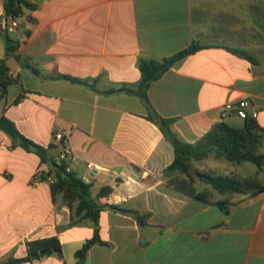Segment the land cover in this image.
Masks as SVG:
<instances>
[{"label": "crops", "instance_id": "crops-1", "mask_svg": "<svg viewBox=\"0 0 264 264\" xmlns=\"http://www.w3.org/2000/svg\"><path fill=\"white\" fill-rule=\"evenodd\" d=\"M26 1L37 9L16 20L8 34L16 48L8 56L0 36V60L16 80L0 99V115L34 143L53 145L55 156L61 146L54 135H67L68 170L92 184L97 204L145 217L141 224L133 213L104 208L98 225H69L74 209L61 193L53 200L48 164L0 130V264L51 237L62 256L22 264H77L75 253L96 229L105 244L91 247L83 264H264V192L222 196L195 181L197 191L211 194L202 200L177 189L164 175L174 147L145 118L140 98L106 93L139 82V57L160 60L197 42L207 47L151 83L153 109L174 119L172 131L190 144L223 120L242 127L234 112L220 110L243 100L264 128V0ZM227 47L248 52L255 63ZM60 75L88 79L94 88ZM256 172L261 180L264 172ZM228 173L235 174L232 165ZM103 187L113 190L97 199Z\"/></svg>", "mask_w": 264, "mask_h": 264}, {"label": "trees", "instance_id": "trees-1", "mask_svg": "<svg viewBox=\"0 0 264 264\" xmlns=\"http://www.w3.org/2000/svg\"><path fill=\"white\" fill-rule=\"evenodd\" d=\"M35 9H37V6L26 0H4V13L0 17V36L6 37L7 56L14 52L16 46L3 28L2 21L10 23L11 21L19 19L25 10L32 11ZM205 47L207 46L193 42L187 48L160 60L150 57H139L137 62L141 74L139 82L134 86L124 84L120 88L109 90L106 93L123 92L140 98L146 107L147 112L145 118L156 124L166 139H168L174 147V161L165 169L164 175L168 182L177 189L196 198L208 200L211 198V194L208 191H197L194 187L195 181H202L222 196L248 195L254 197L264 192V183L256 182L254 179L253 181H251V179L241 180L235 176H220L202 172H192L191 163L213 156L215 159L223 160L235 166L249 163L256 168L257 174L264 172V152H259L263 143L261 136L264 135V128L258 124L255 118L252 116L245 118L242 127H234L223 120L213 125L199 141L190 144L179 140L171 129V124L174 119L163 118L159 115L153 109L148 97V90L152 82L160 79L176 63L185 57L195 54ZM226 49L255 63V59L244 50L228 47ZM59 78L94 88V82L91 84L88 79H80L65 75H60ZM15 82L16 80L9 76L5 61L0 60V99L5 97L7 87ZM19 100L20 98H18L15 103H18ZM0 130L7 134L17 145L39 156L41 163L48 164L49 170L46 175L54 177L53 183L51 184L53 200H55L58 193H61L64 202L71 209H74L69 225L74 226L84 220H90L95 225H98L100 212L104 208L119 210L125 213H133L137 220L143 224L142 220L145 216H141L136 212L125 210L114 205L97 204L96 200L91 196L92 184L85 182L83 179L76 176L75 173L69 171L67 161H59L57 158L58 156L51 154L50 149L53 148V145L44 147L34 143L21 134L15 123L4 115H0ZM176 171L184 174L186 178L174 175ZM42 177H45L44 174H42ZM112 190L111 187H103L96 198L106 197ZM217 204L221 210L226 213L228 212L227 206L223 203L219 202ZM96 244H105L100 240L97 229L95 230L93 238L87 240L82 248L75 253L77 264L84 263L88 251ZM27 247L28 255L26 257L10 258L7 262L2 264H22L34 259H40L39 253L45 250H49L48 255L57 253L62 256L61 246L56 237L31 241L28 243ZM52 248H55V250L52 251Z\"/></svg>", "mask_w": 264, "mask_h": 264}, {"label": "rangeland", "instance_id": "rangeland-1", "mask_svg": "<svg viewBox=\"0 0 264 264\" xmlns=\"http://www.w3.org/2000/svg\"><path fill=\"white\" fill-rule=\"evenodd\" d=\"M261 140L263 143H262V146L260 147L259 152H264V135L261 136ZM194 162H195L194 163L195 167L194 169H192V172L201 171L202 173H208L210 175H220V176H224L226 174L229 175L228 170L230 166L232 165L223 160L215 159L213 156H209L206 159H203L201 161H194ZM232 166L233 168H235V174L233 176L238 177L241 180L251 179V181H253L254 179L256 182H260V183L264 180V176L261 177V180H258V178H255V174H254L255 167L249 163L236 166V167L235 165H232ZM50 177L52 179V182L50 183L51 185L53 183L54 177L53 176H50Z\"/></svg>", "mask_w": 264, "mask_h": 264}, {"label": "built area", "instance_id": "built-area-1", "mask_svg": "<svg viewBox=\"0 0 264 264\" xmlns=\"http://www.w3.org/2000/svg\"><path fill=\"white\" fill-rule=\"evenodd\" d=\"M2 26L6 30V32L9 34L15 31L17 27V23H16V20L11 21L10 23H5V21H2ZM247 106H248V102L246 100H243L239 102L237 106L232 105V104H225L224 106L221 107L220 111L223 116H226L229 113L234 112L238 118L243 119V120L247 118L248 116H252L253 118H256L257 113H253L252 115H250L247 112V109H246ZM68 139H69L68 136L61 132L56 133L54 135V141L61 146V151L57 157L59 161H68L69 159L71 151L68 145Z\"/></svg>", "mask_w": 264, "mask_h": 264}, {"label": "water", "instance_id": "water-1", "mask_svg": "<svg viewBox=\"0 0 264 264\" xmlns=\"http://www.w3.org/2000/svg\"><path fill=\"white\" fill-rule=\"evenodd\" d=\"M51 250L54 251L55 248H52ZM48 253H49V250L41 251V252L39 253L40 258H43V257L47 256Z\"/></svg>", "mask_w": 264, "mask_h": 264}]
</instances>
